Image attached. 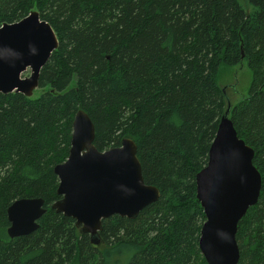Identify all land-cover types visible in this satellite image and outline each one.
I'll return each instance as SVG.
<instances>
[{
	"label": "trees",
	"instance_id": "obj_1",
	"mask_svg": "<svg viewBox=\"0 0 264 264\" xmlns=\"http://www.w3.org/2000/svg\"><path fill=\"white\" fill-rule=\"evenodd\" d=\"M0 0V28L38 12L59 47L42 94L0 93V264H207L197 175L223 117L254 151L259 202L238 227V264H264V0ZM246 61L249 97L227 105L218 76ZM104 152L131 139L160 199L135 219L103 221L99 244L53 209L55 168L71 150L78 111ZM44 199L38 229L12 239L8 209Z\"/></svg>",
	"mask_w": 264,
	"mask_h": 264
},
{
	"label": "water",
	"instance_id": "obj_2",
	"mask_svg": "<svg viewBox=\"0 0 264 264\" xmlns=\"http://www.w3.org/2000/svg\"><path fill=\"white\" fill-rule=\"evenodd\" d=\"M59 41L51 25L32 12L0 28V93L29 98ZM31 70L29 77L24 74ZM95 127L84 111L73 122L70 155L55 168L61 197L58 213L76 221L84 234L99 244L103 221L112 216L135 219L160 199L159 189L145 183L135 142L100 152L94 145ZM254 151L241 140L229 117L222 118L207 166L197 175V197L206 215L199 241L207 264H238V227L259 202L262 177L253 164ZM44 199H21L8 209L9 236L34 233L45 215Z\"/></svg>",
	"mask_w": 264,
	"mask_h": 264
},
{
	"label": "rangeland",
	"instance_id": "obj_3",
	"mask_svg": "<svg viewBox=\"0 0 264 264\" xmlns=\"http://www.w3.org/2000/svg\"><path fill=\"white\" fill-rule=\"evenodd\" d=\"M243 9L248 14L255 11V7L250 0H238ZM31 70L29 69L24 77H29ZM253 80V74L248 68L247 62L244 60L234 67H222L218 76V85L222 88L225 101L231 108L239 104L249 97V90ZM42 94V89L35 90L33 97L37 98Z\"/></svg>",
	"mask_w": 264,
	"mask_h": 264
},
{
	"label": "crops",
	"instance_id": "obj_4",
	"mask_svg": "<svg viewBox=\"0 0 264 264\" xmlns=\"http://www.w3.org/2000/svg\"><path fill=\"white\" fill-rule=\"evenodd\" d=\"M11 227V226H10Z\"/></svg>",
	"mask_w": 264,
	"mask_h": 264
}]
</instances>
